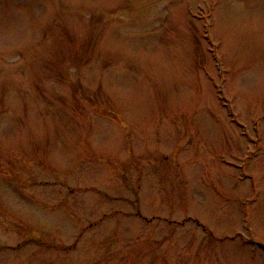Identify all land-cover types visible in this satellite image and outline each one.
I'll list each match as a JSON object with an SVG mask.
<instances>
[{"label":"rangeland","instance_id":"obj_1","mask_svg":"<svg viewBox=\"0 0 264 264\" xmlns=\"http://www.w3.org/2000/svg\"><path fill=\"white\" fill-rule=\"evenodd\" d=\"M0 264H264V0H0Z\"/></svg>","mask_w":264,"mask_h":264}]
</instances>
